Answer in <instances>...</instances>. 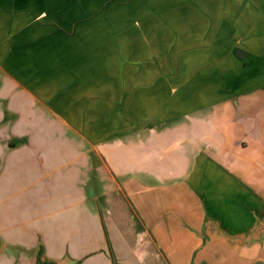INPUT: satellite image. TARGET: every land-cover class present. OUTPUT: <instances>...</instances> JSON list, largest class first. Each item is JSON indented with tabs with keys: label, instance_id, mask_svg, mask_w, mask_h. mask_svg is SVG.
Here are the masks:
<instances>
[{
	"label": "crops",
	"instance_id": "obj_1",
	"mask_svg": "<svg viewBox=\"0 0 264 264\" xmlns=\"http://www.w3.org/2000/svg\"><path fill=\"white\" fill-rule=\"evenodd\" d=\"M225 1L215 68L190 88L173 43L157 51L130 24L93 18L115 8L0 0V62L26 128L17 181L37 186L54 264H264V232L248 237L264 225V0Z\"/></svg>",
	"mask_w": 264,
	"mask_h": 264
},
{
	"label": "rangeland",
	"instance_id": "obj_2",
	"mask_svg": "<svg viewBox=\"0 0 264 264\" xmlns=\"http://www.w3.org/2000/svg\"><path fill=\"white\" fill-rule=\"evenodd\" d=\"M215 1L221 9L227 5L225 0ZM97 5L117 10L108 15L105 10H101L93 18H103L99 20L103 22L130 24L142 40L156 45L154 50L162 51L164 46L161 45L173 43L171 69L175 73L187 69L190 88L198 86L199 79L192 78L197 71L204 72V75L207 71L214 70L207 52L213 51L214 40L218 39L219 31L223 30L219 27L225 24L218 21L214 0H92L90 3L92 8ZM206 27L208 31L205 30ZM223 66L228 70L230 64L223 63ZM8 71L6 63L0 62V264H54L43 246L42 236L48 230L47 227L43 230V221L47 220V216L37 206V186L25 189V185L17 181L20 178L18 167L22 161V153L26 151L22 145L21 132L26 128L22 126V114L19 110L22 101L21 95L17 94L19 81L14 78L8 81ZM181 89L185 90L186 86L181 85L178 90ZM189 96L196 98V95ZM167 98L168 96L158 94L157 103L166 102ZM191 116L193 117L192 113H189L176 121L192 119ZM60 135L65 138L63 132L58 134ZM80 150L86 149L83 147ZM10 165L13 167L8 175L7 168ZM93 205L96 206L93 208L94 213L104 218L102 208L106 205L103 199H96ZM118 227L126 234L128 245L132 246L129 231L137 230L136 224L121 223ZM103 241L107 243L108 240ZM105 252L107 250L101 248L95 256H101L100 253ZM110 254L113 263L117 264L112 253ZM124 257L127 258L126 255Z\"/></svg>",
	"mask_w": 264,
	"mask_h": 264
},
{
	"label": "water",
	"instance_id": "obj_3",
	"mask_svg": "<svg viewBox=\"0 0 264 264\" xmlns=\"http://www.w3.org/2000/svg\"><path fill=\"white\" fill-rule=\"evenodd\" d=\"M235 54L239 57H242L243 52L236 50ZM262 232H264V225L257 227L253 232L248 234V237H255ZM56 264H72V262L68 258H64L63 260L58 261Z\"/></svg>",
	"mask_w": 264,
	"mask_h": 264
}]
</instances>
